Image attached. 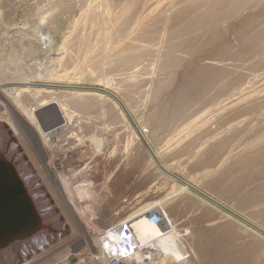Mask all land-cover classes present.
I'll use <instances>...</instances> for the list:
<instances>
[{"label": "rangeland", "instance_id": "374dc122", "mask_svg": "<svg viewBox=\"0 0 264 264\" xmlns=\"http://www.w3.org/2000/svg\"><path fill=\"white\" fill-rule=\"evenodd\" d=\"M83 1L0 0V64L4 65V69L0 67V80L3 79L0 81V99L6 97V90L18 87L16 83H7L13 77H19V67L29 76L55 62L44 57L31 59L34 54L21 44L19 34L13 31L38 28L44 20L48 21L53 27L49 33L52 40L48 42L54 43L50 48L62 47L60 42L66 36L71 40L70 54L78 58L75 67L92 43L105 40L108 29L103 22L95 26L88 24L83 30L85 17L79 18L85 8ZM112 1L113 8H116L118 5L115 4L122 7L125 0ZM156 1L149 10L161 12L166 4L164 1H174L175 13L169 22H152L140 36L143 39L135 40L136 46H140L138 49L131 48L130 52L120 54L108 65L90 61L91 64L84 65L83 71L88 76L79 79L81 83L37 81L31 88L41 93L37 97L24 94L23 98L72 99L69 94L80 93L90 97L86 99H112L119 104L121 112L139 135L140 148L129 146L132 130L124 126L108 149L113 148L110 154L116 151L119 156L117 164L124 165L120 166L122 177L133 172L138 178L133 191L115 193L109 182L100 189L99 181L96 188L90 185L86 191L90 192L81 196L83 207L92 203L88 206L89 211L92 208L97 216L99 213L94 226L101 233L119 221L132 218L130 216L140 213L142 208L145 210L158 204L173 225L171 243L174 249L162 251L153 259V264H264V0ZM136 2L141 3V0L127 1L130 10L125 19L141 9L135 7ZM67 61L68 58L64 62ZM14 69L18 74L13 73ZM135 70L140 73L137 77ZM128 77H132L131 80ZM106 80L109 83H105ZM83 112L94 118L103 116V110L95 103L84 108ZM110 126L115 128L113 123ZM184 130L190 131L189 134ZM179 135L181 138L178 139ZM107 169L105 178L112 170ZM51 174L58 185V174L54 171ZM121 179L116 184L117 192L130 185ZM48 186L47 201L61 210L62 197ZM64 186L70 191L62 190V194L67 200L72 194L74 199L78 189L72 184ZM45 208L51 214L49 225L54 224L50 204L47 203ZM70 228L72 230L63 240L72 232L80 233L78 227L70 225ZM50 232L59 234L61 225ZM80 237L73 241V245L62 249L65 254L60 250V257L56 252L35 264H49L51 260L50 264H53L65 256L69 258L66 264H83V261L106 264L92 259L99 255V244L96 245L97 251L92 252L91 238ZM98 238L101 240L102 237ZM55 254L58 256L54 258ZM31 258L21 264H28Z\"/></svg>", "mask_w": 264, "mask_h": 264}, {"label": "bare ground", "instance_id": "6f19581e", "mask_svg": "<svg viewBox=\"0 0 264 264\" xmlns=\"http://www.w3.org/2000/svg\"><path fill=\"white\" fill-rule=\"evenodd\" d=\"M127 1L128 0L124 1L122 7L119 6L120 4H115V6L118 5L116 6V8H113L112 5L114 4L112 0H85L82 2L85 8L82 9L83 12H81L79 18L83 19V17H85L82 22V24H84L85 22L84 24L85 26L83 27V30L84 28L85 30L87 29L86 25L88 24H90V26H95L98 23L101 24V22L104 23V26L108 30H106L105 32V36H104L105 40H103L102 42L96 41V43H92L84 51V57L76 67H75V62L78 60V58L75 57V55L72 56V53L70 54L69 51L71 49L70 46L71 40H69L66 36H64L65 38L61 36L63 38L62 40L63 42L62 41L60 42L62 43L61 45L62 47H58V45L55 43L58 48L56 47H55L56 49L50 48L52 46L51 44L53 41L50 43L48 42V40L49 41L52 40L50 37L51 34L49 35V33H50V29L53 27L52 24L49 23L48 21L44 20V23L42 24L43 20H41L40 22L42 25L41 27L37 25L38 28L32 27V28H27L26 30L22 28L13 31L15 34H19V36L18 35L17 36L22 41V43L21 42L20 43L23 44L25 48H27L28 50H30L31 53L34 54V55L31 54L32 55L30 56L31 59L35 58L36 56L35 58L36 60L39 59L40 57H44L49 61L51 60L55 62L51 66H47L45 68L40 69L37 72V74L35 75L30 74L29 76H26L27 73L26 72L23 73L22 72L23 69L19 67L21 73V74L19 73V77L14 78L12 76L13 80L10 79L11 80L10 82L8 83L5 82L7 84L9 83L12 84V82L16 83L18 87L16 86L15 89L13 88L6 90L4 92V96L6 97H3L2 95L3 99H0V159L12 169L15 180L17 181L19 187L23 190L25 197L27 198L28 203L30 204L38 222L36 228L29 236H26L25 238H22L20 240L19 239L12 240L10 242H7L4 246L0 247V264H21L31 256L32 258L29 260L28 264H30L31 262L32 264H35L37 262H40L44 258L52 256L56 252L59 254L58 251L66 248L67 246L73 245L74 244L73 241H75L76 238L78 239V237L80 236H84V238H91L90 248L92 252L97 251L98 248L96 247V245L99 244L100 246L99 255L93 256L92 259H96L97 261H100L102 263L104 262L106 264L108 263L106 261V257L109 254V252L104 246L107 242H111L113 250L116 251L117 254H119L121 258V262L119 264H153L154 261L153 259L156 258L162 251H164L165 249H174L171 243V237L174 235L172 228L173 225L171 224V221L168 219L167 215L165 214L166 212H163L160 208V205L158 206V204L157 206L154 205L150 208H145V210L144 208H142L143 211H141L140 213L137 210L138 213L135 216L134 215L130 216L132 218L124 220L125 222H129L132 228V237L130 238H131V243L133 242L132 244L134 248L131 252L128 253L121 252L124 249L126 240H128L127 237L125 238L124 236L113 235V233L108 228L106 229L109 230L108 231L109 233L106 234L108 237V239H106L105 241L106 243H103L102 240L98 238L101 235V230L99 231V229H97L96 226H94V223L96 222L95 220L96 217L99 216V213L97 216V214L95 213L96 210L93 211L92 208L91 210L93 212L89 211L90 207L88 206H91L92 203L91 205H89L90 203L87 204L86 207L82 206L84 202L82 201L83 197L81 196L90 192V191L86 192L87 189L89 190L90 185L91 188L92 187L96 188V185L97 183H99V181H101L100 189L103 188V185H105L106 182H109L110 185L114 188L115 193H126V192L130 193L133 191V188L137 185V182L139 181L138 178H136L135 173L133 172H130L129 174L127 173L126 177H122L123 171L121 167H123L124 165L117 164L119 161V156L116 155L117 153L116 151H115L116 153L112 151V153L113 152L114 153L110 154V151L113 148H111V150L108 151L109 146H111L112 144V141L115 138L117 139V137L122 133L124 126L132 130L130 134V140L127 139L129 143L128 142L126 143H128L129 146L132 147L135 146L140 148L139 135L133 129L132 127L133 125L131 126V123H129L127 116L121 112L119 108V104L112 99H102L101 97H100L101 99H86L89 96L87 94H80V93L69 94L72 97V99L69 98L68 99L66 98L65 99H60V98L59 99H55V98L24 99L23 98L24 94L28 95L30 93L33 96L37 97V95L41 93V91L38 90L36 91L31 88L36 84L37 81L39 82L40 80H47L46 82L48 81L54 82L56 80V81H62V83L65 82L67 84L77 81L80 82V80L84 79V76L85 77L88 76L86 71L85 70L83 71V69L86 67V65H88V63L94 64L95 61L97 60L98 62L99 61L102 62L104 65L111 64L112 59H114L115 57L117 58V56H119L120 54L125 55V53H128V50L129 52L131 51L130 50L131 48L133 49L134 47L135 48L138 47L136 46L137 44L135 43V40H139L140 36L144 34L146 29L151 25L152 22L157 20L163 21L165 23L169 22L171 17L175 13L174 1L172 2L164 1L163 3H166L164 9L161 12H158L157 9L149 10L151 6L157 2L156 0H141V3L136 2V4H134L135 7L139 6V8L141 9L133 13L132 17H130L129 19H125L126 15L129 13L130 10V5L127 3ZM158 6L159 4L157 5V7ZM79 9H81V7ZM146 9L149 11H147ZM84 31H82V33ZM98 35L100 34L98 33ZM163 56L165 57V55ZM67 58L68 61L66 63L64 61H66ZM16 60H12V61H16ZM23 62H19V63L24 64ZM5 63H6V59H5ZM34 64L35 63H33V65ZM210 64L212 65L214 63L211 62ZM0 65H1L0 67H2V64ZM129 65L130 63L127 66ZM39 67H41V65H39L38 68ZM130 67L129 69L132 71ZM38 68L36 67V70ZM16 70L15 72L13 71L12 72L17 73ZM131 71L128 72L131 73ZM137 72L138 71H136L135 73ZM139 72L141 71L139 70ZM138 74L140 73H137L135 77H137ZM7 75L8 74H6V76ZM130 76H132V74ZM131 78L129 79L128 77L129 80H131ZM140 78L137 79L139 80ZM105 83H109L108 80H106ZM120 86L122 85H119V87ZM92 103L97 104V106L100 107L101 110H103L102 117L94 118L89 114L86 115L87 114L86 112H83V109L89 107V105ZM137 107L136 109L138 110ZM111 123L115 124V128L113 126L112 127L110 126ZM196 124L194 125L196 126ZM201 128L202 127H200L199 130H201ZM194 129H196V127ZM189 132L190 131L186 133L189 134ZM194 133L195 132L193 131V134ZM177 134H179V132ZM191 134L192 132L190 133V135ZM181 135L183 134L181 133ZM181 135H179L180 137L178 136V139L181 138ZM175 136L176 135H174V137ZM170 144L171 143H169V146ZM107 167L112 170L110 172V175L105 178ZM52 171L58 174V185L51 174ZM121 178L122 179L124 178V180L130 183V185L126 186L127 188H124L123 191L117 192L118 189L116 184ZM64 184L67 186H69V184H72L78 189L77 196H75L74 199L71 197L72 194H70L69 196L70 200H67V196L62 194V190L63 192L70 191L68 188H67L68 190L65 188ZM47 185H49L48 187H50V189H52L54 192H57L62 197L61 198L63 202V206L61 208L62 212L60 209H58L56 205H52L51 202L49 203L47 201L48 200L47 194H50L49 190L46 188ZM88 197L86 199H88ZM95 202L96 201H94V203ZM47 203L48 205L50 204V209L53 212L55 218L53 221L54 224L51 225H49V219L51 218L49 217V215L51 214H49V212L45 208V205H47ZM67 219L69 220V222L67 221ZM119 222H123V221H119ZM119 222L118 224L112 226L111 228L114 229L118 227L120 224ZM110 224L111 223H109V225ZM60 225H61V232L59 234L56 233L54 235L52 232H50L52 231L53 228L57 229V227H60ZM70 225L74 228L75 226L78 227L80 229L79 230L80 233L74 234L72 232L71 236L63 240L62 238L65 237V234L67 235L72 230V228H70ZM103 232L104 230L102 231V233ZM158 245L162 250L158 247ZM65 250L69 251V249H65ZM155 251H157V253H154ZM112 252L113 251H111L110 253ZM65 253L66 251H63V254ZM63 254H61V256ZM56 255L57 254L54 255V258ZM68 259H69L68 256H65L63 260H59L53 264H66ZM51 261L48 262L52 263ZM85 263L83 261V264ZM89 263L90 261L88 262V264Z\"/></svg>", "mask_w": 264, "mask_h": 264}, {"label": "water", "instance_id": "95a60500", "mask_svg": "<svg viewBox=\"0 0 264 264\" xmlns=\"http://www.w3.org/2000/svg\"><path fill=\"white\" fill-rule=\"evenodd\" d=\"M37 224L12 169L0 159V247L29 236Z\"/></svg>", "mask_w": 264, "mask_h": 264}, {"label": "built area", "instance_id": "2783aa9c", "mask_svg": "<svg viewBox=\"0 0 264 264\" xmlns=\"http://www.w3.org/2000/svg\"><path fill=\"white\" fill-rule=\"evenodd\" d=\"M109 230L113 233V235H120V236H124L125 238L127 237L128 240H126V244L124 245V249L123 253H128L131 252L133 250V242L131 243V238L132 237V228H131V224L129 222H120L119 226L116 228H109ZM109 230H105L103 233H101L100 237L103 243H106V239H108L107 237V233H109ZM128 241V243H127ZM107 251L109 252V254L106 257V260L108 261V263L110 264H119L121 262V258L119 256V254H117L116 251L113 250L112 244L111 242H107L104 246ZM110 249V251H109ZM111 251H113L112 253H110Z\"/></svg>", "mask_w": 264, "mask_h": 264}]
</instances>
